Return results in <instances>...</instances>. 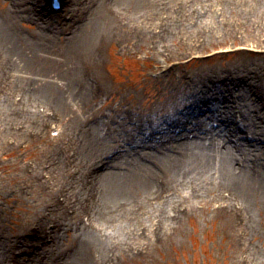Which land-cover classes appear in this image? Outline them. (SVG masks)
Listing matches in <instances>:
<instances>
[{"label":"bare ground","instance_id":"1","mask_svg":"<svg viewBox=\"0 0 264 264\" xmlns=\"http://www.w3.org/2000/svg\"><path fill=\"white\" fill-rule=\"evenodd\" d=\"M41 1L6 0L0 10V86L19 93L18 102L4 96L0 121L20 122L40 138L60 129L48 137L45 157L53 182L43 207L50 215L22 234L0 232V261L116 264L161 241V231L189 215L194 201L215 202L264 243L263 72L247 75L252 83L217 71L197 89L184 81L185 97L154 128L121 103L97 108L110 92L94 74L109 41L148 42L164 54L168 41L239 38L245 22L264 42V0H62L60 11L39 9ZM24 23L33 30H21ZM50 55L68 60L55 77L38 68ZM27 70L45 79L22 75ZM250 249L252 263L264 264V244Z\"/></svg>","mask_w":264,"mask_h":264},{"label":"rangeland","instance_id":"2","mask_svg":"<svg viewBox=\"0 0 264 264\" xmlns=\"http://www.w3.org/2000/svg\"><path fill=\"white\" fill-rule=\"evenodd\" d=\"M51 2L42 0L38 8L52 10ZM9 5L10 2L0 0V10ZM71 9L81 13L78 6H71ZM69 18L71 16L66 20ZM243 26L240 35L237 31L234 33L239 38H217L197 46L188 42L180 44V40L168 41L169 52L164 54L162 49L150 48L148 42H105L100 46L101 61L94 74L105 79L110 95L97 108H107L110 103L116 108L121 103L128 111L142 117L148 127L154 128L161 125L162 112H173L177 101L185 97L184 81L197 89L196 86L200 87L208 75L217 71L252 83L247 75L254 71L264 73V42L256 37L252 28H248V32L244 30L245 22ZM33 27L29 23L19 26L27 33ZM65 37L61 36V39ZM61 39H58L59 42ZM191 59L195 62L188 63ZM67 61L60 55H50L49 60L40 62L38 68L49 71L55 77L63 66L67 67ZM162 70L168 71L161 77ZM36 74L28 70L22 73L29 78L45 79ZM180 76H185V80ZM49 79L59 81L57 78ZM258 82L261 84L254 81L255 84ZM261 85L264 86V80ZM4 86H0V102L4 96L18 102L16 88L9 83ZM25 126L20 122L7 125L0 121V232L8 236L22 234L32 224L36 226L41 223L45 213L50 215L43 207L49 201L45 203L53 182L45 157L52 146L48 137H57L60 129L50 128L47 137L40 138ZM19 130L24 132L23 138L16 135ZM33 182L40 187L31 189L27 184ZM58 200L63 202L64 198L58 196ZM196 202L189 215L167 231H161V241L120 255L116 264H255L250 258V248L254 246L260 251L263 240L241 230L232 216L215 202ZM255 215L259 220V214ZM73 236L74 233H70L69 237H65L66 243ZM28 259L27 256L24 258L26 263ZM0 264L10 262L0 261Z\"/></svg>","mask_w":264,"mask_h":264}]
</instances>
